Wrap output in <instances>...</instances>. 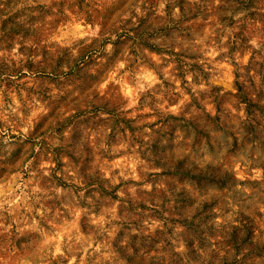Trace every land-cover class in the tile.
<instances>
[{"label": "clouds", "instance_id": "obj_1", "mask_svg": "<svg viewBox=\"0 0 264 264\" xmlns=\"http://www.w3.org/2000/svg\"><path fill=\"white\" fill-rule=\"evenodd\" d=\"M0 264H264V0H0Z\"/></svg>", "mask_w": 264, "mask_h": 264}]
</instances>
